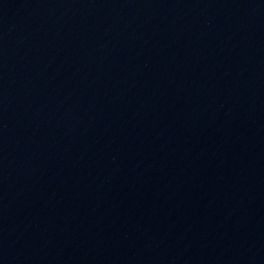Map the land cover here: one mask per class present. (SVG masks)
Listing matches in <instances>:
<instances>
[{
	"label": "water",
	"instance_id": "95a60500",
	"mask_svg": "<svg viewBox=\"0 0 264 264\" xmlns=\"http://www.w3.org/2000/svg\"><path fill=\"white\" fill-rule=\"evenodd\" d=\"M0 264H264V0H0Z\"/></svg>",
	"mask_w": 264,
	"mask_h": 264
}]
</instances>
